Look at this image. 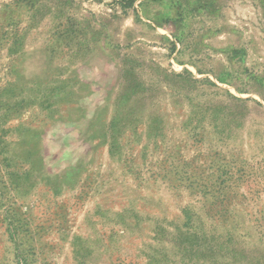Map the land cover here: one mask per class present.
<instances>
[{
	"label": "rangeland",
	"instance_id": "374dc122",
	"mask_svg": "<svg viewBox=\"0 0 264 264\" xmlns=\"http://www.w3.org/2000/svg\"><path fill=\"white\" fill-rule=\"evenodd\" d=\"M0 264H264V0H0Z\"/></svg>",
	"mask_w": 264,
	"mask_h": 264
},
{
	"label": "trees",
	"instance_id": "16d2710c",
	"mask_svg": "<svg viewBox=\"0 0 264 264\" xmlns=\"http://www.w3.org/2000/svg\"><path fill=\"white\" fill-rule=\"evenodd\" d=\"M134 1L135 0H118V3L125 7H131L134 4Z\"/></svg>",
	"mask_w": 264,
	"mask_h": 264
}]
</instances>
